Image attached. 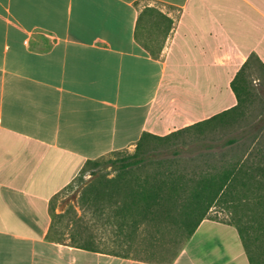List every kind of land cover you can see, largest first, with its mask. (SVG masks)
<instances>
[{"label":"crops","instance_id":"crops-1","mask_svg":"<svg viewBox=\"0 0 264 264\" xmlns=\"http://www.w3.org/2000/svg\"><path fill=\"white\" fill-rule=\"evenodd\" d=\"M263 46L253 0H0V264H250L223 221L117 233L114 207L52 201L87 161L234 107Z\"/></svg>","mask_w":264,"mask_h":264},{"label":"trees","instance_id":"trees-1","mask_svg":"<svg viewBox=\"0 0 264 264\" xmlns=\"http://www.w3.org/2000/svg\"><path fill=\"white\" fill-rule=\"evenodd\" d=\"M253 66L262 81L252 74ZM230 89L234 107L165 136L143 133L132 153L113 152L121 156L107 160L111 176L88 170L103 158L87 161L79 176L89 171L90 177L79 178L77 205L114 207L117 233L124 225L134 233L141 224H164L182 240L212 208H219L228 213L224 222L237 230L249 263L264 264V144L254 139L240 144L237 136L216 144L199 143L186 152L178 143L185 132L203 135L210 126L239 116L246 103L264 93V64L256 55L237 71ZM184 153L197 156L186 161Z\"/></svg>","mask_w":264,"mask_h":264},{"label":"rangeland","instance_id":"rangeland-1","mask_svg":"<svg viewBox=\"0 0 264 264\" xmlns=\"http://www.w3.org/2000/svg\"><path fill=\"white\" fill-rule=\"evenodd\" d=\"M253 4L260 13L264 14V0H253ZM255 70L256 68L253 66L254 73L252 74L255 78H259L262 81V76L259 72H255ZM255 83L259 85L257 82ZM255 83L254 85H256ZM184 128L179 130H183ZM237 136L241 137L240 144H248L253 139L256 144H264V93L258 95L255 100L246 103L240 110L239 116L226 119L221 123L210 126V128H207L203 135H196L191 131L185 132L181 135L178 143H182V145L179 146L182 151L189 152L194 151L199 143L216 144L223 142L228 138ZM133 151L134 149L130 151L124 150L122 152L132 153ZM120 156L121 154H109L103 157L101 163L97 167L90 166L88 170L92 169L100 174H108L111 176L113 172L112 168L106 164L107 160L115 159ZM196 156L197 153L193 155H189L187 153L183 154V158L186 161L195 159ZM89 173V171H86L83 175L79 176L65 191L52 201V204H77L79 192L81 190V186H79V178L86 181L90 177ZM207 217L223 222L229 219L228 213L219 208H212Z\"/></svg>","mask_w":264,"mask_h":264}]
</instances>
